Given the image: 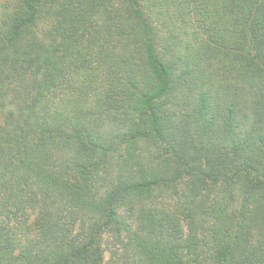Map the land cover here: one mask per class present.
<instances>
[{"label":"trees","instance_id":"obj_1","mask_svg":"<svg viewBox=\"0 0 264 264\" xmlns=\"http://www.w3.org/2000/svg\"><path fill=\"white\" fill-rule=\"evenodd\" d=\"M108 232L113 264H264V0H0V264Z\"/></svg>","mask_w":264,"mask_h":264},{"label":"rangeland","instance_id":"obj_2","mask_svg":"<svg viewBox=\"0 0 264 264\" xmlns=\"http://www.w3.org/2000/svg\"><path fill=\"white\" fill-rule=\"evenodd\" d=\"M178 189V188H177ZM180 192V190H178ZM155 200L156 203L159 205H162L163 203L161 202L162 200L165 202L166 204V208L170 211H173L172 209L175 207L176 203H177V199H176V194L171 192V191H157L155 193ZM132 206L136 209H138V203L136 202L132 204ZM129 205H127V203L125 204V206L120 208V213L122 215V217L124 219H126V221H134V216L130 215L129 213ZM34 214L30 215V220L31 222L34 221ZM176 218H180V216H175ZM29 229H27V234H29ZM31 234V231H30ZM117 243V239H114L113 235L111 233H106L105 235H103L102 238V247L104 249V256H105V264H113L114 263V259L112 258V253L115 252V250H118V247L116 245Z\"/></svg>","mask_w":264,"mask_h":264}]
</instances>
